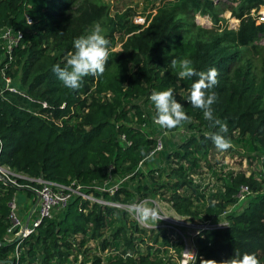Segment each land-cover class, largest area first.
I'll use <instances>...</instances> for the list:
<instances>
[{
    "label": "trees",
    "instance_id": "obj_1",
    "mask_svg": "<svg viewBox=\"0 0 264 264\" xmlns=\"http://www.w3.org/2000/svg\"><path fill=\"white\" fill-rule=\"evenodd\" d=\"M149 1L144 0L145 7ZM157 1L154 14L141 27L125 20L126 14L110 17L99 0H0V27L22 34L10 69L19 91L0 97V166L30 179L82 187L101 183L112 167V175L124 182L113 196L93 192L95 197L128 203L158 196L175 214L200 220L238 207L226 213L225 228L203 231L194 239L193 264H223L245 254H255L264 264V170L248 176L221 173L218 185L210 189L193 181L201 160L212 166L207 156L218 149L210 136L219 129L189 102L198 77L181 79L179 69L170 67L173 59H190L197 72L217 69L219 82L207 93L216 96L214 119L227 123L230 143L249 154L264 155V70L257 76L245 57L247 46L264 41V22H256L264 0ZM215 9H228L237 25L217 32L193 22L198 15L214 26ZM95 24H103L109 41L105 72L82 78L81 87L70 90L53 67L66 66L75 52L73 41L88 35ZM116 44L119 49L112 50ZM169 88L189 117L180 125L187 129L186 137L165 150L172 143L171 132L180 126L165 129L169 138L163 140L161 166L151 168L147 158L157 129L150 127L147 135L132 123L135 119L149 125V114L156 117V110L148 98L153 91ZM120 135L127 147L119 144ZM225 152L237 154L231 148ZM139 163L143 172L137 169ZM210 174L216 176L212 169ZM241 186L251 195L237 203L234 195ZM17 191L0 182V261L5 264H15V242L5 241V230L8 204ZM20 191L29 195L26 189ZM77 235L79 247L92 239L101 253L114 249L136 254L102 259L93 255L89 264H175L164 234L152 233L147 237L151 245L138 252L144 231L124 211L77 197L19 243L17 264H74L69 257ZM173 250L177 255L178 245Z\"/></svg>",
    "mask_w": 264,
    "mask_h": 264
},
{
    "label": "built area",
    "instance_id": "obj_2",
    "mask_svg": "<svg viewBox=\"0 0 264 264\" xmlns=\"http://www.w3.org/2000/svg\"><path fill=\"white\" fill-rule=\"evenodd\" d=\"M23 17L25 22L30 24L29 17L27 15H24ZM197 17L199 16L196 15L194 18ZM256 19L257 23L264 22V11L257 12ZM132 23L135 24V20L132 21ZM147 23L148 21H145L143 17L139 18V24L135 25L145 27ZM21 40L22 34L19 31L13 30L8 26L0 27V97L6 91L12 93L19 91L18 83L10 75V69L14 56L13 53L21 43ZM119 45L120 44H116L112 50H118ZM155 118V116L149 114V125L145 123L138 124L135 119H133L132 123V126L144 131L147 135H150V127L157 129V133L154 137V147L147 158L149 160V164L147 166H151V168H158L161 166L160 155H164L163 138L167 135L165 129L161 128L160 125L154 122ZM118 141L121 147H127L129 145L123 135L118 137ZM157 158L160 160L156 161ZM143 166L144 165L139 163L137 169L143 172ZM18 180H21L24 183H20ZM124 180L125 179L114 177L112 175V167H109L107 171V178L99 184H94L89 187H82L75 182H71L69 185H60L42 179H30L23 174L14 173L6 167L0 166V182L8 184L18 190L14 193L8 204V226L5 230V241L7 243L13 241L15 242L14 253L12 254L15 264H17L18 260L17 247L19 243H21V241L28 235L33 233L42 220L53 218L64 208L66 203L71 202L72 199L76 197L89 203H95L101 206H108L124 211L137 228L144 231L145 236L142 238L143 243L140 242L137 245L138 252H143L145 244L151 245V242L147 240V237H150L152 233L164 234L168 243L169 254L175 259V264H193L197 256V248L195 246L194 239L198 236V234L203 231H216L225 228L227 225L225 215L226 213H229V209L222 212L217 217H211L206 220L190 218L189 216H180L175 214L171 209L169 210V213L155 211L156 216L154 218L150 217L147 220H143L141 218V211L143 208L155 210L151 207H145V205L151 202L153 198H136L132 202L117 203L104 201L92 194L93 192H96L106 193L108 196H113ZM30 183L36 184L37 187L30 185ZM25 189L28 190L29 194H31L28 204L31 206L29 215L33 214L32 218L29 216L26 217L19 209L20 207L17 198L18 192ZM249 195L251 194L247 187L241 186L234 195V198L237 203H241L245 201ZM166 205L170 208L168 203H166ZM79 238V235L75 236L76 243L72 245L73 251L69 257L70 260L74 258V264H81L82 261H85V264H89L86 261H89L93 255H97L101 257V259L105 256L113 257L116 255H120L122 258L136 257V254H132L130 252L120 254L119 250L114 249H106L101 253L96 247L97 242L92 239H89L79 247L77 244L79 242ZM175 244L179 247L177 255L174 254L173 250ZM83 251H85V253Z\"/></svg>",
    "mask_w": 264,
    "mask_h": 264
},
{
    "label": "clouds",
    "instance_id": "obj_3",
    "mask_svg": "<svg viewBox=\"0 0 264 264\" xmlns=\"http://www.w3.org/2000/svg\"><path fill=\"white\" fill-rule=\"evenodd\" d=\"M102 28L97 24L94 30L73 41L75 52L70 54L67 64L64 68L59 65L53 67L63 86L70 90H78L81 87L82 78L89 75L98 77L105 72L108 63L109 41L101 34ZM172 69H179L178 75L181 79L198 77L190 89L189 102L194 108L202 110L205 120L213 122V126L219 131L212 134L210 139L218 150L226 151L231 148L230 140L226 138L228 126L226 122L214 119L212 105L216 102L215 93L207 94L208 90L218 84V71L215 68L207 72H197L192 66L190 59H182L179 62L173 59L170 62ZM156 110L155 123L161 128L170 130L189 121V117L183 111V106L179 103L173 94L171 88L164 91H153L149 97ZM143 154V153H142ZM156 212L153 209L143 208L141 218L147 220L155 217ZM212 264H216L212 261ZM223 264H260L255 254H245L243 257L230 258Z\"/></svg>",
    "mask_w": 264,
    "mask_h": 264
},
{
    "label": "rangeland",
    "instance_id": "obj_4",
    "mask_svg": "<svg viewBox=\"0 0 264 264\" xmlns=\"http://www.w3.org/2000/svg\"><path fill=\"white\" fill-rule=\"evenodd\" d=\"M99 1L107 6V13L110 17H112L114 14H126L127 17L125 20H129L131 22L135 20V24H139V18L144 17L145 21L148 20L149 17L154 14V7L158 6L157 0H150L146 7L144 0ZM150 6L153 8L150 9ZM259 11L263 12L264 8L260 7L258 9V12ZM215 14L217 23L214 26H211V22L207 17L194 18L196 21L193 20V22L203 28H213L214 31L217 32H219L224 27L232 29L237 25V21L230 17L228 9H219L218 11L216 10ZM251 15H253L252 12ZM95 26L96 24L90 29L89 34L94 30ZM100 26L102 28L101 34L103 35L105 33V28L103 27V24ZM216 26H218L219 29ZM253 45L254 46H247L245 57L251 62L255 74L259 76L264 70V42L259 41L258 43ZM151 104L152 106H154L152 102ZM186 131L187 129H185L183 126H180L175 131L171 132L170 139H172V143L166 144L165 150L174 148L173 146L175 145V143L181 141L184 138V136L186 135ZM167 138H169L168 135L163 138L165 143ZM231 145V150L234 151V153L239 154V156L231 152L215 150L214 153L207 156V161L212 166L208 168L201 160L199 162L200 168L193 174L192 179L194 181H199V183L202 185H207V187L210 189L214 187V185H218L219 181L216 180V178L218 177V175L220 176L221 173H226L228 171L242 172L245 176H248L250 174H257L259 171L264 170V155H255L253 153L249 154L244 150H240L237 144L231 143ZM159 160V158L156 159V161ZM210 169L213 170V173L216 176H212V174H210ZM18 195L22 196L21 192H18ZM17 198L19 199V197ZM145 207L154 208L155 211L161 213H169L170 210L166 203L157 196H154L152 201L145 205ZM232 210H238V207L230 209L229 211Z\"/></svg>",
    "mask_w": 264,
    "mask_h": 264
},
{
    "label": "crops",
    "instance_id": "obj_5",
    "mask_svg": "<svg viewBox=\"0 0 264 264\" xmlns=\"http://www.w3.org/2000/svg\"><path fill=\"white\" fill-rule=\"evenodd\" d=\"M21 192V194H22V196H17V197H19V209H20V211L26 216V217H30V218H32L33 217V214H31V215H29L30 214V208H31V206H29V204H28V200H29V198L31 197V194H29V192H28V196L26 195V192H22V191H20Z\"/></svg>",
    "mask_w": 264,
    "mask_h": 264
},
{
    "label": "water",
    "instance_id": "obj_6",
    "mask_svg": "<svg viewBox=\"0 0 264 264\" xmlns=\"http://www.w3.org/2000/svg\"><path fill=\"white\" fill-rule=\"evenodd\" d=\"M263 8H264V6H263ZM0 264H5V261H0Z\"/></svg>",
    "mask_w": 264,
    "mask_h": 264
}]
</instances>
